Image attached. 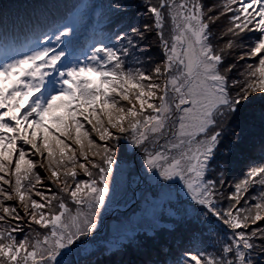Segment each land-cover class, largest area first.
I'll list each match as a JSON object with an SVG mask.
<instances>
[{
	"label": "snow or ice",
	"instance_id": "snow-or-ice-1",
	"mask_svg": "<svg viewBox=\"0 0 264 264\" xmlns=\"http://www.w3.org/2000/svg\"><path fill=\"white\" fill-rule=\"evenodd\" d=\"M99 7L107 34L83 61L65 62L60 45L76 25L70 9L54 20L56 3L29 21L34 47L0 58V264H73L66 258L98 231L121 140L149 179L181 187L190 206L169 201L165 223L111 241L108 253L134 254L119 264H264V0ZM149 33L162 56L145 67L135 53ZM241 146L250 160L230 184Z\"/></svg>",
	"mask_w": 264,
	"mask_h": 264
},
{
	"label": "rangeland",
	"instance_id": "rangeland-1",
	"mask_svg": "<svg viewBox=\"0 0 264 264\" xmlns=\"http://www.w3.org/2000/svg\"><path fill=\"white\" fill-rule=\"evenodd\" d=\"M68 2L69 4H75L78 7V11H75L74 5L65 8V13L69 15L68 10H71V16L69 22L75 24L76 27L73 33L69 37L65 44L60 46L67 55L69 52L76 51L74 56L83 61L84 56L82 53L88 52L93 44L99 46V41L102 36L107 34V24L101 19L100 5L107 3V0H82V3L77 4V0H0V12L3 7L16 6L19 4L25 5H45L56 3L59 6L62 3ZM144 0H132L133 9L130 11L135 12V5H142ZM209 7L216 8L224 3V0H206ZM93 5L96 7L93 8ZM80 17H83L82 21ZM131 22L136 26H142L145 23L143 15L131 16ZM219 27L216 31H222L227 26V20L222 18L218 22ZM68 38V37H67ZM65 38V39H67ZM54 36L51 40V44H55ZM38 43V42H37ZM48 41L40 40L41 45L48 44ZM72 43L78 44L79 47L69 49V45ZM36 44V43H35ZM26 45L27 48L35 46ZM80 46L84 50L79 49ZM27 48L23 47L15 49L10 52H0V58L19 54L25 51ZM136 57L144 62V66L148 67L149 61L158 62L162 56L161 46L158 43V38L155 33L147 34V38L140 42V47L135 53ZM74 58H68L72 60ZM67 60L65 62H68ZM249 63L254 62L249 60ZM240 123V121H237ZM90 128L85 124V129ZM254 134L258 136L259 128L254 127L252 129ZM98 139V138H97ZM68 143H71L70 141ZM117 165L113 170V178L116 183L111 192L109 202L104 209H101L100 222H98V231L91 238L84 240L82 244H78L73 251L70 259L73 264L76 261H95L96 264H119L121 260H129L134 258L133 253H129L124 257L116 256L114 253H108L106 250L109 243L119 242L127 235H142L145 229L150 228L153 224L165 223V220L160 221V214L165 217L168 216L170 204L175 205L176 208L184 209L190 206L188 197L184 194V191L179 186H173L171 188L161 187L155 179H149V175L140 168L139 155L129 145L128 141L121 140L117 145ZM252 156L260 157L261 153L256 150L252 153ZM250 157L248 156L245 147L238 148L233 155L232 162L229 169L226 170V179L231 184L234 180L242 178L243 171L246 165L249 163ZM41 174L46 176L43 170H40ZM45 183H49L45 181ZM39 187V186H38ZM53 190L55 188L53 187ZM259 187H257V192ZM157 194V195H154ZM39 200V197H34ZM170 201V204H169ZM227 206L226 204L224 205ZM215 223V221H213ZM217 227H219L217 225ZM208 231L205 229L204 235L208 236ZM104 250V251H101Z\"/></svg>",
	"mask_w": 264,
	"mask_h": 264
},
{
	"label": "trees",
	"instance_id": "trees-1",
	"mask_svg": "<svg viewBox=\"0 0 264 264\" xmlns=\"http://www.w3.org/2000/svg\"><path fill=\"white\" fill-rule=\"evenodd\" d=\"M82 3V0H77V4ZM74 5L75 11H78V7L75 4H69L68 2L62 3L54 12V17L60 16L63 20L68 16L65 13V8ZM43 11V5H25L19 4L16 6H6L0 12V32L5 35V39L9 40L11 37H17L20 35H29L33 33L34 26L29 21L35 20L37 17H41ZM53 17V18H54ZM51 20L49 21V23ZM32 25V26H31ZM31 26V27H29ZM12 35V36H10ZM76 45L72 44L70 47Z\"/></svg>",
	"mask_w": 264,
	"mask_h": 264
}]
</instances>
